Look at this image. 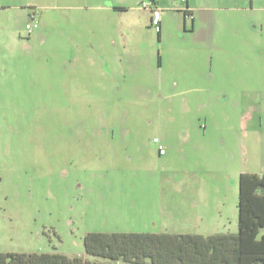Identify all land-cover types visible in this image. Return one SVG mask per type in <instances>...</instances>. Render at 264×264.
I'll use <instances>...</instances> for the list:
<instances>
[{
	"label": "rangeland",
	"instance_id": "374dc122",
	"mask_svg": "<svg viewBox=\"0 0 264 264\" xmlns=\"http://www.w3.org/2000/svg\"><path fill=\"white\" fill-rule=\"evenodd\" d=\"M5 1L40 33L0 43V253L93 259L90 231L193 233L218 177L263 169L264 0H196L192 23L160 0V39L143 0Z\"/></svg>",
	"mask_w": 264,
	"mask_h": 264
},
{
	"label": "trees",
	"instance_id": "16d2710c",
	"mask_svg": "<svg viewBox=\"0 0 264 264\" xmlns=\"http://www.w3.org/2000/svg\"><path fill=\"white\" fill-rule=\"evenodd\" d=\"M180 11L193 20L186 7ZM156 33L160 39V30ZM237 208L235 234L90 231L82 248L93 259L60 252H7L0 253V264H264V173L239 175Z\"/></svg>",
	"mask_w": 264,
	"mask_h": 264
},
{
	"label": "crops",
	"instance_id": "0c3cea01",
	"mask_svg": "<svg viewBox=\"0 0 264 264\" xmlns=\"http://www.w3.org/2000/svg\"><path fill=\"white\" fill-rule=\"evenodd\" d=\"M143 1H141V3ZM148 1L154 3V5H156L157 7H160L161 10L164 8L162 3H160L161 2L160 0L157 1L160 3V5H158L153 0H148ZM180 2L183 3L182 0H180ZM195 2L196 0H193L192 3L190 0H185L184 8L186 7L188 11L191 13V15H193V11H192L193 5L192 4H194ZM125 6L117 5L114 8L125 11L126 10ZM12 7L15 8L16 11H18V14L16 17L12 16V14L10 13V10H7V9H11ZM100 7H101L100 5L96 6V8L98 9ZM65 8L74 9L76 11H81L83 7L79 3L78 5H76V3H73L69 6H66ZM178 10L179 12H181L180 9ZM107 11L109 12L110 10H104L105 13H107ZM139 11L146 12L149 15V21L151 22V17L148 11H145V10H139ZM32 16L34 17V13H30V10H26V7L23 8V7H20L18 4L13 5L11 3H7L5 0H0V43L3 42L4 44H6L7 42H9L10 38H12L14 41L19 43L21 38L25 37V35L26 37H29L28 38L29 40H26V42H29L37 38L40 33V31H38L39 29L38 30L36 29L37 31L34 30L30 34H28L25 31V23ZM161 16H162V12H161ZM16 18L24 19L23 28L20 29V27L17 26V24L15 23ZM35 21L37 22V20ZM184 21H186L185 18H184ZM159 22H160V37H161L162 24H163L161 18ZM182 27L184 29V32H192L194 30L193 25L192 27H189L187 26L186 22L182 24ZM130 40L132 41V36H130ZM65 49H66V46H65ZM0 69H1V65H0ZM154 137H158V136H154ZM158 138L160 139L161 143L166 148L165 143L163 142L161 137H158ZM242 148H244V145H242ZM262 148H264V146H262ZM243 172L257 173V174L264 173V166H263V169L260 171H256V170L244 171L242 169H234V171H228V172L225 171V175L223 177L222 176L218 177L219 180L222 182V186H223V190H221V192L218 193V194H221V196L218 198L216 196L217 193H215L214 196H212V199L208 201L207 207H208V212L210 216H204L200 219V222H203V223L207 222V226L205 225L200 226L199 231H196L193 233L208 235V234H217V232H220L222 234L224 233L235 234L237 232L238 219L236 223L235 221L233 223V221L230 220V217H231L232 212L235 210H237V217H238V208H237L238 181H239V175ZM206 212H207V208H206ZM232 217H234V215ZM183 234H186V233H183ZM189 234H192V233H189Z\"/></svg>",
	"mask_w": 264,
	"mask_h": 264
},
{
	"label": "built area",
	"instance_id": "2783aa9c",
	"mask_svg": "<svg viewBox=\"0 0 264 264\" xmlns=\"http://www.w3.org/2000/svg\"><path fill=\"white\" fill-rule=\"evenodd\" d=\"M183 1H185V0H182V2ZM139 10L150 11L151 19L153 20L152 27L156 32L159 31L160 26H159L158 22L160 21V18H161L160 7H157L152 2L143 1L139 5ZM37 27H38V23L34 20L33 16L25 23V31L29 34L32 33ZM152 142L154 143V146H156L158 154L164 155L166 152V149H165L164 145L161 143L160 139L158 137H154L152 139Z\"/></svg>",
	"mask_w": 264,
	"mask_h": 264
}]
</instances>
